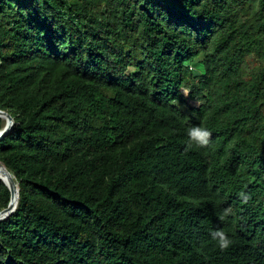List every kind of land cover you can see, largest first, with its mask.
<instances>
[{"label": "trees", "instance_id": "obj_1", "mask_svg": "<svg viewBox=\"0 0 264 264\" xmlns=\"http://www.w3.org/2000/svg\"><path fill=\"white\" fill-rule=\"evenodd\" d=\"M0 111V264H264V0H0Z\"/></svg>", "mask_w": 264, "mask_h": 264}, {"label": "clouds", "instance_id": "obj_2", "mask_svg": "<svg viewBox=\"0 0 264 264\" xmlns=\"http://www.w3.org/2000/svg\"><path fill=\"white\" fill-rule=\"evenodd\" d=\"M135 69H128V71H134ZM184 95L187 96V90H182ZM187 136V146L189 148L196 147V148H206L209 144V138L211 133L202 126L193 125L186 130ZM241 198L247 202V196L244 193H240ZM230 214L229 209H225L222 215L220 216L221 220H226ZM212 241L215 242L216 246L219 250L224 251L228 249L231 244L233 243L231 237L222 230H215L210 233Z\"/></svg>", "mask_w": 264, "mask_h": 264}, {"label": "water", "instance_id": "obj_3", "mask_svg": "<svg viewBox=\"0 0 264 264\" xmlns=\"http://www.w3.org/2000/svg\"><path fill=\"white\" fill-rule=\"evenodd\" d=\"M0 119L4 121V126L0 130V140L7 135L13 128L14 121L5 112L0 111ZM0 181L7 187L10 192V202L6 209L0 211V222L7 220L16 210L18 204V188L14 183L13 176L0 164ZM16 201L14 202V196Z\"/></svg>", "mask_w": 264, "mask_h": 264}, {"label": "bare ground", "instance_id": "obj_4", "mask_svg": "<svg viewBox=\"0 0 264 264\" xmlns=\"http://www.w3.org/2000/svg\"><path fill=\"white\" fill-rule=\"evenodd\" d=\"M16 201V195L14 196V202Z\"/></svg>", "mask_w": 264, "mask_h": 264}]
</instances>
